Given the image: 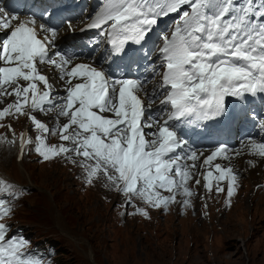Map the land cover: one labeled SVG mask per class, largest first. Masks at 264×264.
I'll list each match as a JSON object with an SVG mask.
<instances>
[{"label": "snow or ice", "instance_id": "6c2138e0", "mask_svg": "<svg viewBox=\"0 0 264 264\" xmlns=\"http://www.w3.org/2000/svg\"><path fill=\"white\" fill-rule=\"evenodd\" d=\"M172 13L178 18L169 32L158 36L163 68L157 84L163 93L159 104L169 109L166 118L158 119L150 111L156 91L151 96L145 93L146 98L139 95L145 81L113 78L90 63L70 67V55L61 51L51 55L58 38L56 27L38 20L35 12L21 16L0 6V98L15 97L0 109V121L27 115L39 133L34 151L43 160L61 155L71 159L70 153L81 157L88 184L102 173L129 203L136 197L151 208L167 210L179 194L184 197L182 206L190 207L194 193L189 181L195 169L204 168V189L212 192L215 187L221 193L225 191L221 182H226L225 203L230 204L238 174L213 163L228 159V147L220 144L197 164L203 152L192 149L176 129L180 122L199 126L201 121L223 116L225 97L244 101L264 95V0H102L86 28H105L100 34L107 36L112 54L120 55L129 42L143 45L160 19ZM64 22L68 31H74L70 20ZM45 64L58 70L64 95L53 94L49 78L38 67ZM151 71L155 74L156 67ZM34 112L55 113L57 120L62 117L66 122L50 128ZM258 127L264 131V119ZM43 134L58 135L70 146L49 145ZM0 142L15 143V138L0 137ZM32 143L26 133L20 134L21 153ZM246 147L264 158V141L249 137ZM11 187L0 181V192ZM11 213L0 199V221ZM131 214L148 218L140 207ZM8 228L0 222V264H43L26 254L29 242L9 236Z\"/></svg>", "mask_w": 264, "mask_h": 264}, {"label": "rangeland", "instance_id": "374dc122", "mask_svg": "<svg viewBox=\"0 0 264 264\" xmlns=\"http://www.w3.org/2000/svg\"><path fill=\"white\" fill-rule=\"evenodd\" d=\"M5 100L0 98V106L8 104ZM26 120L25 115L0 121L5 125L0 137L15 138V143L0 142V176L11 189L23 191L5 201L12 213L3 223L8 230L22 229L30 242L26 253L33 244L52 246L57 264H264V158L252 155L247 147L225 162L238 174L230 204L225 203L226 182L221 183L224 192L210 195L195 183L203 170L198 168V178L190 186L191 206L183 207L184 197L179 195L164 210L136 197L127 202L102 173L88 184L82 158L72 153L67 154L71 159L61 155L45 161L30 144L21 153L20 134L36 132ZM52 139L60 141L58 135ZM256 185L260 187L255 189ZM137 207L144 208L148 218L132 215ZM215 217L221 218L233 239L220 241L218 234L212 243L198 247L183 242L178 227L192 230Z\"/></svg>", "mask_w": 264, "mask_h": 264}, {"label": "bare ground", "instance_id": "6f19581e", "mask_svg": "<svg viewBox=\"0 0 264 264\" xmlns=\"http://www.w3.org/2000/svg\"><path fill=\"white\" fill-rule=\"evenodd\" d=\"M51 76H52L53 80H56L55 77L53 76V74H51ZM259 170H261V169H259ZM204 171H205V169L203 168V170H201V174L199 175L201 185H203V180H201V176H202ZM194 191H196V189ZM202 192H204V191H202ZM211 193H216V191L213 190L212 192H209V195ZM210 201H211V199L207 198L208 204ZM196 206H198V205H196ZM199 212H200V207H199ZM200 217H201V213H200ZM200 217H198V218H200ZM155 225H157V222L154 223V226ZM156 228H159V225H157ZM177 230H180L184 243L187 244L189 241H192V242H194L195 247H198L199 245H202L205 243H212L210 241V239L213 236L218 235V234L220 235V241H222V240L229 241V240L233 239V237L230 234V231L228 229H226V227L223 225V222H222L220 217H215L212 220H208V222H203L202 224L198 225L197 227H194L192 230H187V229L182 230L181 227H178ZM206 237H207V240H206ZM201 256H204V254H201Z\"/></svg>", "mask_w": 264, "mask_h": 264}]
</instances>
